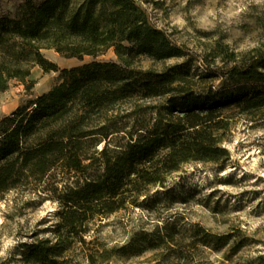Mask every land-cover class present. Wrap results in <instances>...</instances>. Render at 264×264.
<instances>
[{
	"label": "trees",
	"instance_id": "obj_1",
	"mask_svg": "<svg viewBox=\"0 0 264 264\" xmlns=\"http://www.w3.org/2000/svg\"><path fill=\"white\" fill-rule=\"evenodd\" d=\"M142 1L22 0L0 12V91L12 80L31 91L36 65L59 72L49 90L0 115V200L30 190L58 205L49 236L23 243V264H72L76 252L88 264L165 252L180 232L177 216L112 247L96 244L94 226L121 211H152L173 195L170 176L184 165L231 158L233 118L264 117V46L238 53L217 42L196 55ZM45 49L81 63L61 68ZM110 50L115 58H103ZM144 58L183 61L159 70ZM202 231L194 226L191 241L226 243Z\"/></svg>",
	"mask_w": 264,
	"mask_h": 264
},
{
	"label": "rangeland",
	"instance_id": "obj_2",
	"mask_svg": "<svg viewBox=\"0 0 264 264\" xmlns=\"http://www.w3.org/2000/svg\"><path fill=\"white\" fill-rule=\"evenodd\" d=\"M22 0H0V12H13ZM157 25L172 34L174 40L194 54H203L221 42L230 50L244 53L264 46V0H144ZM45 56L61 68L80 64L54 49ZM103 58L115 55L108 51ZM86 59H89L88 57ZM142 60L144 67L163 69L182 62ZM219 63V60L216 61ZM58 71L34 66L31 91L20 80H12L0 91V115L11 114L28 98L45 92L58 80ZM231 131L225 141L231 158L224 164L189 163L169 179L173 192L163 196L152 211L136 208L121 211L97 221L94 235L97 243L107 247L124 244L133 234L151 233L170 217L180 232L176 243L160 250H146L128 258L112 257L99 264H180L181 254L188 264H264V117L238 115L231 120ZM102 147V144L99 146ZM16 190L0 200V264H23L22 245L38 237L49 236L48 228L56 220L57 203L40 202L37 193ZM187 201L181 202L178 197ZM201 225L202 234L226 237V243L203 244L200 235L194 241L191 229ZM164 254V255H163ZM169 256H168V255ZM72 264H88L81 252L74 254Z\"/></svg>",
	"mask_w": 264,
	"mask_h": 264
}]
</instances>
